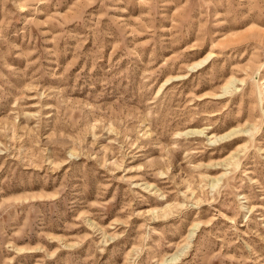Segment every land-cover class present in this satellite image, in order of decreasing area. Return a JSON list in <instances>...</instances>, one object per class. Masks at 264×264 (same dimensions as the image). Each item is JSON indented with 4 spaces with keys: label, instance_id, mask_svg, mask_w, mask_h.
I'll return each instance as SVG.
<instances>
[{
    "label": "rangeland",
    "instance_id": "1",
    "mask_svg": "<svg viewBox=\"0 0 264 264\" xmlns=\"http://www.w3.org/2000/svg\"><path fill=\"white\" fill-rule=\"evenodd\" d=\"M0 264H264V0H0Z\"/></svg>",
    "mask_w": 264,
    "mask_h": 264
},
{
    "label": "bare ground",
    "instance_id": "2",
    "mask_svg": "<svg viewBox=\"0 0 264 264\" xmlns=\"http://www.w3.org/2000/svg\"><path fill=\"white\" fill-rule=\"evenodd\" d=\"M235 131V130H234ZM234 131H232V132H230L229 134H226V135H223V136H221L220 137V139H225V138H227V137H229V136H231V135H233V134H235L236 132H234ZM204 133V132H203ZM186 134H190V132H187ZM191 236H194L193 235V232L190 234V238H191ZM186 247V246H185ZM178 252H180V251H178ZM182 253V252H181ZM176 254H178V253H176ZM181 255V254H180ZM172 257V256H171ZM174 257V256H173ZM173 257H172V259H173ZM166 263V262H165ZM168 263V262H167Z\"/></svg>",
    "mask_w": 264,
    "mask_h": 264
}]
</instances>
